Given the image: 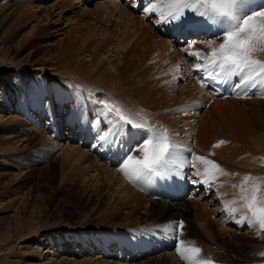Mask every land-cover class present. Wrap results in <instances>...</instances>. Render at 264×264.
I'll return each instance as SVG.
<instances>
[{
    "label": "bare ground",
    "instance_id": "6f19581e",
    "mask_svg": "<svg viewBox=\"0 0 264 264\" xmlns=\"http://www.w3.org/2000/svg\"><path fill=\"white\" fill-rule=\"evenodd\" d=\"M124 1L7 0V4L0 8L3 9L0 16V53H2L0 73L13 70L16 66L40 71L42 75L37 76V81L42 90H45L47 86L48 96L53 91L50 90V81L47 80V76L57 75L60 83H64L65 80H67L66 83L74 81L75 86L79 88L69 90L70 96L66 95L65 86L60 84L55 86L56 103L57 105L65 103L67 116L70 115V109L73 107L76 111H82L84 118L87 114H91L93 119L100 120L101 118L97 115L98 105L94 101L102 99L115 102L136 122H147L156 132L168 129L172 140L177 142V149L170 157L169 163L160 169V175L146 174L142 183L147 185L148 182L154 180L157 185H160L159 183L162 181L164 185L169 184L177 188L175 184L182 185L189 181L193 186L190 192L191 196L189 200L182 198L167 201L166 198L161 197L162 189L155 192L148 186L145 189L143 184L141 186L137 182L138 190L131 189V192L126 194L128 198L119 204L120 206L116 203L120 196L117 197V201L112 200V203H109L110 201L107 203L104 199L106 197H101L105 187L112 183L115 187H119L124 180V175L122 173L117 175V170L113 171L116 173V177H114L107 171V168V170L102 169L95 172L93 163L96 156L89 154L90 152L87 153L79 146L72 147L70 144L67 148L62 149V152L57 156V161L62 175L61 180L71 182L74 178L79 179L80 185L75 183L78 188L70 189L69 187L72 185L68 187L62 183L56 191L57 196H52L44 189L45 185L51 181H49V177L43 179L42 182L39 178L27 175L24 178L26 187H28L27 199L23 200L22 206H15L8 212L1 211L4 209V205L0 207V238L3 237V241L13 242L11 239L16 233H22L21 231H24L25 227L27 229L25 234L18 235V246L13 248V245L10 257L5 264H143V258L136 257L132 253H136L134 250L137 247H141L137 252H146V249L154 248L152 251L160 253L162 256L159 257L167 264H185L181 258H174L171 248L158 247V245L167 246L177 242L172 232L166 233L159 226L176 224L177 220L181 219L184 221L181 239H184L185 231L190 227L192 220H190V216H193L194 223L202 224L204 212L210 215L218 211L221 221L235 223L238 227L240 223H237V220L242 212H246V209L240 208L241 202L239 201V186L243 178L245 176L252 177L253 173H257L244 187L250 189L256 182L260 186V192L264 193V124H262L263 130L262 128L256 130L248 127L247 122H243L249 119L248 115L245 116V120L244 117L241 120H235L234 115L232 113L231 115L227 109L234 102H243L242 98L216 97L201 88L191 74L192 71L204 70L194 67L199 61L196 56L188 55V52L199 51L203 55H207L211 51L208 42L213 40L215 29L207 27L197 29L201 30L202 34L200 37L189 40L194 44L192 49H188L187 43L182 45L183 39L172 40L161 33L165 29L168 31L172 29L173 33H178L180 29L185 28L157 24L156 13L145 15L143 11L141 14H135V11ZM92 3L93 7L90 6ZM152 3H156V0ZM148 16H150L149 21L147 20ZM157 26H161V32L158 31ZM186 30L189 29L186 28ZM214 41H211L212 45L219 42L218 40ZM202 49L206 52H203ZM119 50L120 52L124 50L121 56H118ZM8 52L14 53L15 56L6 59L7 57L4 56ZM36 52L41 57L39 62L31 59ZM49 52L54 53V58L46 54ZM252 56L253 58L258 56L262 59H260L261 61H264V50L258 49L252 53ZM199 63H203V60H200ZM177 66H179L178 70ZM8 79L7 76V81ZM33 86L35 85L33 84L31 87ZM4 89V84H1L0 95L4 94ZM67 98L70 100L67 101ZM3 103L6 104L5 101ZM33 104L37 106L41 103L39 100L33 99ZM204 105L207 106V110L201 112V107ZM231 110L233 109L231 108ZM48 114L51 115L50 117H54L52 111L48 110ZM219 114H224V118L222 119ZM84 118L76 128H72L76 121L74 115L69 116L66 124L69 138L75 140L77 137H81L80 139L85 141L91 137L93 132L100 131L99 127L95 131H90V125L89 127L84 126ZM232 118L233 122L237 121L235 124L231 123ZM241 121L244 124L237 126ZM12 122L22 124L17 120H12ZM228 122L230 123L228 124ZM101 123L106 126L105 122ZM54 127V124H51L53 130ZM40 136L39 138H41ZM46 137L41 138V142L43 140L45 142ZM133 137L137 144L133 149L140 156L137 149L138 145L146 138L144 129L129 128L128 135L117 138L111 143L100 141L99 149L105 144L112 145L108 156H105L107 159L108 157L112 158L110 155L113 154H125L126 150L130 149V147H126V144L129 146ZM48 141L50 142L49 139L47 143ZM51 141L55 143L54 140L51 139ZM220 141H224V143L219 147H214ZM16 142L19 141L14 140L10 147L16 146L18 144ZM7 146L9 147V145ZM192 146L195 148L193 154L189 149H192ZM27 147L26 149H28ZM101 155L103 156V153ZM195 156L206 157L214 161L226 174L217 173L210 178V184L194 182L204 179L203 175H195V173H203L206 167L198 161H193ZM53 159L49 160L45 166V173L47 172L48 175L50 172H55ZM254 159L260 163L261 167L252 171L251 168H255L252 165ZM193 163H195V167L192 166ZM179 168H182V172H178ZM99 175L101 177L104 175L102 181L96 179V176ZM122 184L125 185L124 182ZM200 184H204L203 193L199 196L194 195L193 191ZM234 185L237 187H233ZM31 189L32 191L37 190L34 196L38 198V204L32 194L29 198ZM126 189L128 190V188ZM120 194L122 195V193ZM60 195H63V200L64 197L66 198L69 205L73 204L74 208L81 205L80 210L75 211L76 215L59 207L58 197ZM144 197L147 198V201L143 200ZM10 198L6 203L11 202ZM57 200L58 202H56ZM190 200L194 202L191 206L189 205ZM233 200H236L237 203H231ZM34 203L36 206L38 205V209L37 207L33 209L35 208ZM105 203L107 206L102 210ZM141 203H144L145 208L140 214L137 211V206ZM127 207H130V210L123 214L121 209ZM232 208L240 210L231 213ZM57 209L59 221L46 226L50 217L56 216ZM101 211L104 215L101 220L116 218L120 220L119 217L124 215L126 219H133L141 224L148 223L150 226L140 232L142 238H136L133 242L131 240H134L132 239L134 234L137 235L136 231H132L123 223L110 225L108 222L105 224L101 222L98 224L96 215ZM67 213L68 215H66ZM64 215L68 219L66 222L63 220ZM78 216L81 219H76L78 222L74 223L73 218ZM210 216L212 217V215ZM129 224L127 223V225ZM204 226H201V230L204 229ZM207 227L209 228V226ZM253 228L248 227L247 229L254 235L256 229ZM210 229L212 230V228ZM177 231L180 230L177 229ZM228 232L232 231L228 230ZM237 233L225 236L221 232L218 239L213 241H217L218 244L212 245L214 247L208 246L207 251L211 256L209 257L214 259L215 256H220L219 249L223 248L237 253L238 258L246 260L247 264H261L264 261V255H261L264 253V236L257 235L258 239L255 238L253 242H250L251 245H247L244 240L247 232H244V236ZM212 240L214 238L211 239V242ZM248 240L250 241V239ZM161 249L165 252H161ZM152 251L151 253H153ZM113 256L114 258H112ZM232 256L234 258V255ZM120 258L124 261H120ZM222 258L226 259L227 257L223 256Z\"/></svg>",
    "mask_w": 264,
    "mask_h": 264
},
{
    "label": "rangeland",
    "instance_id": "374dc122",
    "mask_svg": "<svg viewBox=\"0 0 264 264\" xmlns=\"http://www.w3.org/2000/svg\"><path fill=\"white\" fill-rule=\"evenodd\" d=\"M6 1L7 0H0V8L4 7V5L7 4ZM93 3L90 5L91 7H93ZM1 11L3 12V9H0V13H1ZM1 15H2V13L0 14V16ZM111 20L114 21L113 18H111ZM155 30L157 31V29H155ZM211 41H214V39ZM219 42L216 43V45H212V46L213 47L218 46ZM202 50H203V52H206L204 49H202ZM122 52H124V50H122L121 52L119 50L118 56H121ZM46 54H49V56L54 58V53L49 52ZM1 56H2V53H0V57ZM14 56H15L14 53L8 52V54H5L4 57L5 58L7 57L6 59H9V58L14 57ZM39 58H41V57H40V54H38L37 52L34 53L31 57L32 60H35L37 62H39ZM113 58H114V56H113ZM252 58H253V56H252ZM253 59H257L259 61L262 60L258 56H256ZM34 67L36 68V66H34ZM41 75H42V72L33 71V69H29V68L24 69L23 66H20V67L16 66V67H14L13 70L0 73V85L4 84V86H5L4 94L0 95V114H2V115H0L1 116L0 117V119H1L0 120V202H1L0 207L2 205H4V209L1 210L4 212L11 211V209L15 206H18V207H20V205L22 206L23 200L27 199L28 187H26V183H25L26 179H24L27 177V175H29V176L32 175V177H34V178H39L42 180V182L44 181L43 179H47L49 177L50 178L49 181L50 180L51 181H50V183L45 185L44 189H45V192L51 193L52 196H57L56 191H58V189H59L58 187H60V185H62V183L64 185H67L68 187L72 185L71 187H69L70 189L71 188L72 189L78 188V185H76V184L79 183V181H80L79 179L74 178V180L71 181L74 183L68 182L69 180L68 181L61 180L62 175L60 174V167H59V164L57 161V156L62 152V149L67 148L68 145H70V144H72L71 145L72 147L79 146L82 149H84L87 153L90 152L89 154H93L94 157L96 156L95 162L93 163V165L95 166L94 167L95 169L92 168L95 170V172H99L102 169H105V170L108 169L107 171H109V173H111V175L113 174L112 176H114V177H116V173H118L117 175L121 174V172L118 170V168H119L118 164L117 165H115V164L110 165V164L106 163V160L103 159V157L98 152L97 143L99 141L95 138V132H93L91 137L85 141L81 140L80 139L81 137H77L75 140H73V138H69V135H67L68 131L66 132V124H67V121L69 119V116L70 115L73 116L74 108L72 107L70 109V115L67 116L66 110H65V108H66L65 103L62 102V104L59 103L57 105V103H56L57 101L55 99V95H56V87L55 86L57 84H60L61 86H65L66 95H68V96H70L69 90H71L73 88H79V87L75 86L74 81H72V82L69 81L68 83H66L67 80H65L64 83H60L57 75H50L51 77L47 76L46 78H47V80L50 81V86H51L50 90L53 92L50 96H48L47 86H46L45 90H42L41 85L37 81V76H41ZM7 76L10 79V80L8 79V81H7ZM33 84L35 86L31 87ZM259 94H262L261 97H259L257 95H252L248 98H242L241 101H243V102H240V103L234 102L233 104L230 105V108H228V109L226 108V109L230 114L232 113L234 115L235 120H241L243 117L245 120V116L248 115L249 119L246 121H243V122H247L248 127L250 126V128H252V129H256V130L261 129L262 124H264V93H259ZM237 98H238V96H237ZM250 98H252L253 101H250V100H252ZM255 98L258 99L259 101L254 100ZM33 99H35V101L39 100V102L41 104L36 106V104H33ZM66 100L69 101L70 98H67ZM4 101L6 102V104L3 103ZM231 108L233 110H231ZM48 110L52 111V114H54V117L53 116L50 117L51 115L49 116ZM204 110H207L206 105L201 107V112H203ZM237 111H238V113H237ZM213 114H215V113H213ZM219 116L222 119L224 118V114L223 115L219 114ZM6 118H7V122H6ZM15 119L19 123H22V124H14L12 122V120L16 121ZM22 119L23 120L25 119V120L23 121ZM92 119H93L92 115L87 114L86 118H84V120H85L84 126L89 127L88 122H89V120H92ZM232 120H233V118L231 119V123L235 124V122H237V121L233 122ZM241 122H239L238 123L239 125L237 124V126L244 124L243 122L242 123ZM79 123L76 122L75 125L73 124L74 126L72 128H74V127L76 128V126L79 125ZM229 123L230 122H228V124ZM51 124H54V126H55L54 130L51 128ZM98 127H99L100 131L101 130H103V131L108 130V128L105 126L104 123H100V125ZM262 130H263V128H262ZM42 133H44V134H42ZM24 135H26V136H24ZM40 135H43V136H40ZM46 135H47V137H46ZM37 136H38V139H37ZM39 136L42 139H44L45 137L47 138V139H45V142L43 140L45 145L43 142H41V138H39ZM93 137L95 138L96 142L90 144V146L88 147L87 142L91 143ZM9 138L11 141L9 140ZM16 139L19 141V142H16L19 145L16 144V146L10 147V145H12V143ZM35 139H37V140H35ZM48 139L50 140L51 143H52L51 139L54 140L55 143L51 144L49 141L47 143ZM133 139L130 141L131 143H129V145L131 147L135 148L137 144H136V141ZM24 140H26V141H24ZM38 140H40V141H38ZM247 141L249 142V139H247ZM27 142H29V143H27ZM173 142L177 143L176 140H174V139H173ZM7 145H9V147ZM22 145L26 146V147L29 145V147H27L28 149H26V147H23ZM51 145H54V146H51ZM93 145H96V147H93ZM21 146H22V148H21ZM32 146H34V147H32ZM126 147H129V146H127V144H126ZM131 147L128 151H130V153H132V154H129V153L124 154L121 157L122 160L126 159L128 155H134V156L140 157L139 153H137V151H135V149H133ZM189 149L192 152H194V150H195L194 146H192V149L191 148H189ZM208 150H206V151H208ZM99 158H100V160H99ZM263 158H264V156H263ZM52 159L54 161L53 163L55 164V167H54L55 172H50L48 175V174H46L47 172L45 173V168H46L45 166H47L48 161L52 160ZM97 162H98V164H97ZM121 164L122 163H120V165ZM50 165H52V163H50ZM252 165L255 167V168H251L252 171L258 170L257 168L261 167L260 163H257L256 159H254ZM256 165H258V166H256ZM117 166H118V168H117ZM49 171H51V170H49ZM113 171H115V172L117 171V172L113 173ZM252 175H253L252 177H255L257 175V173L256 174L253 173ZM99 176H96V179L102 181V179H104V177H103L104 175H102L103 178L101 177V175H99ZM117 178H119V177H117ZM76 180L78 182H75ZM124 180H123V182L125 183V185L122 184L123 182L121 181L122 183L120 184L119 187H115L113 185V183H112V185L105 187L103 193L101 194V197L102 196L106 197V198H104V199H106V202L108 203L110 201L109 203H112L113 201L114 202L117 201L118 200L117 197L120 196V198L118 200L119 202L117 201L116 203L118 205L122 204V202L128 198V195H126V194L131 192V189L138 190L137 184L134 185L133 184L134 182H130L125 176H124ZM142 180H143V178H142ZM142 180L141 181L139 180V183L141 184V186H142ZM253 181H254V179H253ZM126 184H127V186H126ZM79 185H80V183H79ZM123 186L124 187L126 186V188H128V190L126 188H123ZM128 186H130V187H128ZM144 188L147 189V186H144ZM36 192H37L36 189H34L33 191L31 189L29 191V193H30L29 198L32 194L33 198L36 199V202L38 204L39 203L38 198H36L34 196L36 194ZM123 192L125 193V195ZM120 193H122V195ZM110 195H112V196H110ZM8 198H10V200L12 199L9 204L6 203ZM58 198H59L58 199L59 202H58V200L56 202H58L59 207L64 209V211L72 212V213H74V215H76L75 211L80 210L79 208L81 207V205H80V207L78 206V208H76V207L74 208L73 204L69 205L68 201L66 202L65 197L63 200V195H60ZM121 198H122V200H121ZM83 199L85 200V198H83ZM146 199L147 198H145V197L143 198V200L147 201ZM186 199L189 200V197ZM107 203H105L103 205L104 207L102 210H104V208L107 206L106 205ZM117 204H116V206H118ZM192 204H194V202H191V200H190L189 205L191 206ZM5 205H7V206H5ZM26 205H27V203H26ZM33 206H35V208H33V209H36V207L38 209V205L36 206V203H34ZM59 207H58V209H59ZM29 208H31V207H29ZM144 208H145L144 203H141L140 205L137 206V211L141 214V212L144 211ZM58 209L56 210V216L53 215L52 216L53 218L50 217L49 223L46 224V226L49 224H56L59 221L58 216H57V214H59ZM128 210H130V207L129 208L127 207L125 209L124 208L121 209L123 214L126 213ZM102 212L103 211H101L100 213H98V215H96V220H97L96 222L98 224L101 222H102V224H105L106 222H108V223H110V225L123 223L124 226L129 227L132 231H136L135 233L137 235L134 234V237H133L134 239L135 238H142V234L140 232L144 231V229L147 228V226H150L148 223H143L144 224L143 225V224H141V222H135V220H133V219H126L122 213L121 214L123 215V217L122 216H121L122 218L119 217L120 220L118 218L111 219V220H109V219L101 220V218L104 217ZM204 213H205L204 214V221L201 222L202 224H200V223L197 224L196 222L194 223L193 222V216H190V220L192 219L191 220L192 222L190 221V227L186 229V231H185L186 237L183 239L185 241V244L183 245V247H199L201 249V252L197 256V259H199L201 261H212V260H209V258L211 256L208 253L207 249L209 247H214L212 245L218 244V243H216L217 241L216 242H213V241L218 239L217 237L220 236L219 234L221 232L224 233L225 236H229V235H231V233L234 235L237 232L239 234L241 233L242 236H244L246 234L244 236L245 237L244 240H245V243L247 245L248 244L251 245L250 242H253V240L255 238L258 239V236H257L258 228H256L258 225L254 226L253 229H256V233L253 235V233H251V231H249L247 229L248 227H246L247 226L246 224H240L237 227V225L235 223L234 224L233 223H225V221H221L219 219L220 213L218 214V211L214 212V214H210V215H212V217L209 215V213L208 214L206 212H204ZM66 215H68V213ZM66 215L63 216L64 222H66L68 220L67 217H65ZM100 216H102V217H100ZM76 219H81V218H79V216L77 218L76 217L73 218L74 223L78 222V220H76ZM212 220L214 221L213 223L211 222ZM215 221H217V222H215ZM127 223H130V224L127 225ZM193 223H194V225H193ZM204 225L209 226V228L207 226L205 227ZM46 226H44V227H46ZM195 226L196 227L199 226V227L196 228ZM201 226H204V229L201 230V228H202ZM210 228H212V230ZM232 228H233V230H232ZM246 229H247V231H246ZM203 230H204V232H203ZM228 230H231L232 232H228ZM192 231L194 234L192 233ZM219 231H220V233H219ZM21 232L23 234H25L27 232L26 227H25L24 231H21ZM244 232H247V233L244 234ZM22 233H20V232L16 233L14 235V237L11 239L13 242H10V243L7 242V240L3 241V239H2L3 237L0 238V264H5L7 262L8 258L10 257V252L12 250L13 245H14L13 248H16V246H18L17 245L18 235H20ZM248 235H250V236H248ZM252 236H253V238H252ZM213 238H214V240H212V242H211V239H213ZM248 239H250V241ZM246 240H248V241H246ZM174 249H176V246L171 248V251L173 252L174 258L175 259L180 258V256L177 254L176 250H175V252L173 251ZM160 251L165 252L162 249ZM166 251H168V250H166ZM219 252H221L220 256H215L214 259L221 261L222 263H220V264H247V261L243 260V259H241L242 260L241 261L240 258H238L237 253H235V252H232V251H229V250L223 249V248L219 249ZM29 255H31V254H29ZM232 255H234V258H232L233 257ZM156 256L159 257L162 255L158 252L157 253L153 252V253H147L146 255H144L140 258H143V260H144L143 264H167V262L164 261L161 257H159L160 258L159 259ZM223 256H225L227 258L224 259V258H222ZM112 258H114V256ZM239 260H240V262H239ZM120 261H124V260L120 258ZM163 261H164V263H163ZM176 262L178 263V261H176ZM261 264H263V263H261Z\"/></svg>",
    "mask_w": 264,
    "mask_h": 264
},
{
    "label": "snow or ice",
    "instance_id": "6c2138e0",
    "mask_svg": "<svg viewBox=\"0 0 264 264\" xmlns=\"http://www.w3.org/2000/svg\"><path fill=\"white\" fill-rule=\"evenodd\" d=\"M149 13H156L157 24L189 30L202 27L215 29L213 39L220 41L218 46L213 47L212 42H208L211 51L207 55L199 51L188 52V55L196 56L197 61L203 60V63L197 62L194 67L208 72L209 79L223 77L227 80L236 76L240 78L235 86L237 88L245 85L252 88L264 85V61L252 58V53L256 50H264V0H156V3L148 0L144 14ZM193 44V41H188L187 48L192 49ZM178 68L179 66L177 70ZM198 82L201 87L205 86L203 78ZM94 103L98 105L97 115L101 119L90 120L89 130L95 131L102 121L108 128L107 131L95 132L98 141L111 143L128 135L129 128L145 130L146 138L137 149L140 157L128 155L118 170L130 182H136L146 174L160 175V169L169 163L170 157L177 149L169 130L156 132L147 122H136L113 101L97 99ZM73 115L76 122H82V111L74 110ZM222 143L224 141L218 142L214 147H219ZM193 161L206 166L203 173H195L203 175L204 179L194 182L210 184V178L217 173L226 174L218 164L206 157L195 156ZM192 166L195 167V163ZM250 179V176H245L239 186L240 208L246 209V212H242L237 223L246 224L250 228L258 225L257 235L264 236V193L260 192V186L256 182L250 189L244 187ZM231 203L235 204L237 201L233 200ZM239 210L232 208L230 211L235 213ZM159 227L166 233L172 232L174 239L179 241L175 250L185 264H211V261L197 259L201 252L199 247H183L185 241L181 237L184 221Z\"/></svg>",
    "mask_w": 264,
    "mask_h": 264
}]
</instances>
